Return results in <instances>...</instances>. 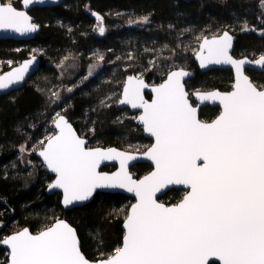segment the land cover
I'll use <instances>...</instances> for the list:
<instances>
[{
	"label": "water",
	"instance_id": "obj_1",
	"mask_svg": "<svg viewBox=\"0 0 264 264\" xmlns=\"http://www.w3.org/2000/svg\"><path fill=\"white\" fill-rule=\"evenodd\" d=\"M63 1L21 0V8L0 2V39H33L39 25L27 10ZM234 41L224 29L201 37L193 54L200 72L231 69L228 91L188 92L185 82L193 72L183 67L170 69L158 83L135 74L124 78L117 106L138 112L135 121L151 140L142 152L86 147L87 140L58 114L55 133L33 152L54 175L45 191L59 192L65 210L89 203L98 192L133 198L121 223V244L108 257L88 259L75 227L58 217L38 231L23 226L1 238L3 264H264V85L256 87L245 72L264 71V55L236 57ZM40 65L31 55L0 72V96L21 89ZM205 106L219 107L210 121L199 118ZM136 162L151 169L136 177L129 172ZM112 164L113 170H101ZM170 189L185 190L177 203L158 199Z\"/></svg>",
	"mask_w": 264,
	"mask_h": 264
},
{
	"label": "trees",
	"instance_id": "obj_2",
	"mask_svg": "<svg viewBox=\"0 0 264 264\" xmlns=\"http://www.w3.org/2000/svg\"><path fill=\"white\" fill-rule=\"evenodd\" d=\"M90 9L102 15L103 35L102 29L95 32ZM30 14L39 25L38 33L28 41L0 40V59L15 63L33 47L39 49L42 65L35 75L49 80L57 75L54 63L64 57L75 56L84 68L87 55H102L103 69L114 79L93 93L76 86L68 97L67 116L90 144L101 146L137 149L149 142L134 121L118 118L122 110L115 100L127 75L139 73L149 83L159 82L173 63L172 68L193 72L185 83L188 90L227 89L232 82L229 70L200 72L193 58L201 37L224 29L235 35L234 56L264 53V0H64L54 6H34ZM138 17H147V24L139 28L130 23ZM247 73L256 84L264 83V73ZM107 93L114 94V100L93 108ZM54 109L31 83L0 96V239L16 227L38 231L59 216L75 227L86 258L108 257L121 244V223L132 198L98 192L89 203L65 210L58 193L45 191L52 177L45 174L36 183H26V168L18 163L19 148L34 145L45 135ZM217 112L218 107H204L200 117L210 119ZM147 168L145 163L135 166L139 173ZM181 196L182 190L170 189L160 199L174 204ZM6 259V250L0 247V264Z\"/></svg>",
	"mask_w": 264,
	"mask_h": 264
},
{
	"label": "rangeland",
	"instance_id": "obj_3",
	"mask_svg": "<svg viewBox=\"0 0 264 264\" xmlns=\"http://www.w3.org/2000/svg\"><path fill=\"white\" fill-rule=\"evenodd\" d=\"M147 22H148L147 17H138V18H134L133 20L130 21V23L132 25L139 27V28H141L142 26L147 24ZM216 34H219V33H216ZM38 52H39V49H35L33 47L30 50V53L28 55L38 54ZM257 56L258 55H255L252 57L256 58ZM92 58L94 60V62L91 63L93 66L89 67V65H88L86 71H85V68H82L80 66L78 59L75 56H68V57H64L63 59H61L58 63H54V68L57 71V75L54 78L49 79V80H45V78H42L40 74H37V75L32 76L29 80L26 81L25 84L31 83L41 90V92L45 96V99L48 101V105H54L55 106L54 112L52 113V116H51L50 121H49L50 123L53 121V119L58 114H65L66 116H68V112L70 109L68 97L74 91L75 86H76V84H74V83L71 84V82H74L76 80L77 83H82L85 80H87V73H93L97 70V68L99 67V64H100V60H102L101 56H100V54H97L96 56L92 55ZM11 64H12V62L10 60L0 59V68L3 65L9 66ZM173 65H174L173 63H169L167 65V71L169 69H171L173 67ZM136 75H140V74L138 73ZM73 78H74L73 81H69ZM105 78H106V76H103V75H100L99 77H95L94 78L95 81H94L93 85L95 86L98 83L101 84L104 81H108V80H105ZM90 81H91V85H92V80H90ZM153 83H156V82H153ZM96 88L97 87H93V90ZM201 89L202 88H193V89L189 90V92L191 93V91L201 90ZM118 97L115 100V103L118 100ZM113 100H114V94L107 93L103 98L96 100V104L94 105L93 108H96L97 106L99 107L102 105L108 106ZM119 109L122 110L121 112L118 113L119 119H122V118L124 119L125 117H127L129 120L134 121L137 124V122L135 121V117H136L137 113H136V115H135V113L131 114L127 108H119ZM138 126L141 128L140 125H138ZM53 132H54V130L51 127H48V131L45 132V135L43 137H40L39 139H37L34 145H31L29 147L26 145H22L19 148L17 158L19 159L18 163H19L20 167L26 168V174H27L26 175L27 179L25 180L26 183H29L32 181H33L32 184L36 183L41 176H44L46 174V171H45L43 164L40 162L39 159H37L33 155V152L36 149L40 148L43 145L44 140L49 135H51ZM141 134H142V128H141ZM142 136H143V134H142ZM147 145L148 144H146L145 146L140 145L139 148L134 149L133 151L142 152L145 150ZM121 149H123V148H121ZM124 149L125 150H131L129 148H124ZM13 168H16V167H13ZM41 170H42V172H41ZM47 183L48 182H46L45 185ZM183 193L184 192L182 191V194ZM126 214H127V212H126ZM126 214H125V216H126ZM125 216L123 217V219L125 218ZM58 217L59 216H56V218H58ZM18 229L19 228L16 227V230H18ZM16 230H14V231H16Z\"/></svg>",
	"mask_w": 264,
	"mask_h": 264
},
{
	"label": "flooded vegetation",
	"instance_id": "obj_4",
	"mask_svg": "<svg viewBox=\"0 0 264 264\" xmlns=\"http://www.w3.org/2000/svg\"><path fill=\"white\" fill-rule=\"evenodd\" d=\"M20 1L21 0H0V2L1 3H9V4H12L13 5V7H15V8H21V6H20ZM32 8H30V9H28L27 10V12L30 14V10H31ZM90 14L92 13V12H95V14L96 15H98L101 19H102V21H103V18H102V15L101 14H99L98 12H96L95 10H92V9H90ZM89 14V15H90ZM31 15V14H30ZM32 16V15H31ZM33 17V16H32ZM93 18H94V20H95V28H94V30H95V32H98L97 30H100V29H102L101 28V20H100V18H96V17H94L93 16ZM33 21L35 22V20H34V17H33ZM35 23H37V22H35ZM38 24V23H37ZM103 25H104V21H103ZM104 27V26H103ZM104 34V30L102 29V31H101V35H103ZM0 40H11V39H0ZM12 41H15V40H12ZM18 41H28V40H18ZM31 55H37L38 57H39V59H40V62H41V65H42V61H41V58H40V56L38 55V54H30V55H27L26 57H28V56H31ZM92 53H90L89 55H87V57L89 58V61H88V63L85 65V71L87 70V66L89 65V67H92L93 65L91 64V63H93L94 62V60H93V58H92ZM260 55H264V53H261V54H259L258 56H260ZM101 56V59L103 58V56L102 55H100ZM26 57H24V58H26ZM236 57H238V56H236ZM250 57V56H249ZM23 58V59H24ZM250 58H255V57H250ZM2 60H8V59H2ZM22 60V59H21ZM21 60H18L17 62H15V63H13L12 62V64L11 65H3L1 68H0V72H3V71H5V70H7L8 68H10L12 65H15V64H17V63H19ZM11 61V60H10ZM101 62H102V60H100V64H99V67L97 68V70L95 71V72H93V73H87V80H85L84 82H82V83H77L76 82V80L74 81V82H71V84L72 83H74V84H76V86H79L80 87V89L81 88H83L84 89V91H86L87 93H93L96 89H98V87L99 86H101L103 83H107V82H109L110 80L112 81L114 78H110L109 77V74H108V72L105 70V69H103V66H102V64H101ZM103 63V62H102ZM41 65H40V67L27 79V80H29L33 75H35L37 72H38V70L41 68ZM6 68H5V67ZM4 67V68H3ZM211 70H214V69H211ZM221 70V69H220ZM223 70H229L230 72H231V74H232V82H231V84H230V87L229 88H227V89H223V90H220V89H218V88H211V89H205V90H212V89H218L219 91H228V90H230L231 89V85H232V83H233V73H232V71H231V69H223ZM84 71V72H85ZM247 71H254V72H258V73H260V72H262V73H264V71H256V70H252V69H245V72H246V74L250 77V75L247 73ZM104 72V73H103ZM206 72V71H205ZM103 73V74H102ZM100 75H103V76H106V78H105V80H108V81H104V82H102L101 84H97V85H93L94 84V78L95 77H99ZM136 75V74H135ZM137 76H139V77H142V76H140V75H137ZM26 80V81H27ZM74 80V78L73 79H71V80H69V81H73ZM90 80H92V85H91V81ZM250 80L252 81V83L256 86V87H258V88H261L263 85H264V83H262V84H256L252 79H251V77H250ZM26 81H25V83H26ZM124 81V80H123ZM160 82V81H159ZM25 83H24V85H25ZM116 83V82H115ZM149 83V82H148ZM156 83H158V82H156ZM186 83V82H185ZM123 84V83H122ZM75 86V87H76ZM93 87H97L96 89H94L93 90ZM186 89H187V87H186ZM188 90V89H187ZM201 90H203V89H201ZM120 91H121V89H120ZM11 92H13V91H11ZM188 92H189V90H188ZM10 93V92H9ZM119 96H120V93H119ZM147 98H149L150 97V95L149 94H147L146 93V95H145ZM118 99H119V97H118ZM118 101V100H117ZM117 101H116V106H117ZM191 103L193 104V105H195L196 104V102L194 101V100H191ZM118 107V106H117ZM205 107H211V106H205ZM213 107H218V106H213ZM202 108H204V107H202ZM202 108H200V111H201V109ZM129 111V110H128ZM130 112V111H129ZM218 112H219V107H218ZM218 112L212 117V118H210V119H205V118H202V117H200V112H199V118L201 119V120H203V121H210V120H212L217 114H218ZM131 114H132V112H130ZM135 113V115H136V113H138V112H134ZM65 115V114H64ZM66 116V115H65ZM67 117V116H66ZM67 119H68V117H67ZM54 120V119H53ZM69 120V119H68ZM70 121V120H69ZM71 122V121H70ZM72 123V122H71ZM74 126V125H73ZM51 128L54 130V132L52 133V134H54L55 133V129L52 127V122H51ZM75 128V127H74ZM75 130H76V128H75ZM77 131V130H76ZM77 133H78V135L79 136H81V137H84L86 140H87V144H86V147H95V146H101V145H97V144H90L89 143V141H88V139L85 137V136H83V135H81V134H79V132L77 131ZM51 134V135H52ZM51 135H49V136H51ZM48 136V137H49ZM47 137V138H48ZM147 139V138H146ZM46 140V139H45ZM44 140V141H45ZM149 140V142H148V145L151 143V140L150 139H148ZM147 145V146H148ZM42 147V146H41ZM101 147H108V146H101ZM39 149V148H38ZM134 149H131V150H129V151H133ZM138 152V151H137ZM141 163H145L146 165H148V168L147 169H145V170H143L141 173H139V172H137L136 170H135V166H139V164H141ZM105 166H108L109 168L106 170V171H111V170H113L115 167H116V165H114V164H112V165H105ZM104 167V166H103ZM103 167L101 168V170H105V169H103ZM151 169V165L149 164V163H146V162H136V163H133V164H131L130 166H129V172H132V173H135V176L136 177H140V176H142L143 174H145V173H147L149 170ZM46 171V170H45ZM46 174H48L47 173V171H46ZM49 176H51L52 177V179H53V176L54 175H51V174H48ZM51 179V180H52ZM51 180L48 182V183H50L51 182ZM47 183V184H48ZM47 186V185H46ZM179 190H182V189H179ZM169 191V190H168ZM183 192H185V190H182ZM167 192V191H166ZM165 192V193H166ZM54 193H58L59 195H60V193L59 192H54ZM101 193H103V192H101ZM164 193V194H165ZM53 194V193H52ZM184 194V193H183ZM183 194H182V196H183ZM162 196V195H161ZM161 196H159L158 197V199L160 200V201H162L161 199H160V197ZM181 196V197H182ZM181 199V198H180ZM132 200H133V198H132ZM177 203V202H176Z\"/></svg>",
	"mask_w": 264,
	"mask_h": 264
}]
</instances>
